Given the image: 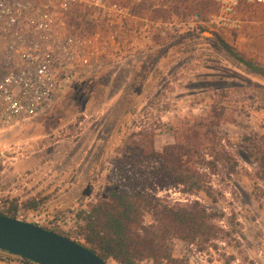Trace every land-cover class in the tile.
I'll return each instance as SVG.
<instances>
[{"label":"rangeland","instance_id":"rangeland-1","mask_svg":"<svg viewBox=\"0 0 264 264\" xmlns=\"http://www.w3.org/2000/svg\"><path fill=\"white\" fill-rule=\"evenodd\" d=\"M215 8L211 0H146L135 11L149 18L150 32L128 33L118 61L60 91L44 114L0 131V213L16 204L18 219L83 242L92 206L107 198L110 161L122 140L147 128L161 150L175 142L179 123L211 119L214 104L217 130L235 143L240 166L255 171L250 143L264 147V4L241 7L243 29L230 34L210 29ZM157 20L168 23L165 36ZM145 24L140 18L136 27ZM212 183L223 191L217 202L175 188L158 193L172 201L199 199L224 215L218 222L230 231L207 251L174 239L175 257L187 264H264V200L253 195L249 176L223 171ZM29 200L38 206L27 208ZM6 257L7 264H27L0 250V264Z\"/></svg>","mask_w":264,"mask_h":264},{"label":"trees","instance_id":"trees-1","mask_svg":"<svg viewBox=\"0 0 264 264\" xmlns=\"http://www.w3.org/2000/svg\"><path fill=\"white\" fill-rule=\"evenodd\" d=\"M225 46L240 60L248 61L243 54ZM217 112L214 104L211 119L179 123L174 129L175 142L161 150L155 146V131L141 128L129 133L110 161L111 185L107 198L92 206L95 217L84 228V241H75L105 261L122 264L142 260L187 264L184 258L175 257L174 239L183 240L199 251L216 248L217 242L226 241L230 231L218 222L224 215L208 209L199 199L172 201L167 194L158 195L160 191L175 188L185 195H205L211 202H217V193L222 195L223 191L214 187L212 176L225 171L232 177L245 172L252 181L253 195L264 200L260 182L264 178V147L251 142L250 157L259 166L253 172L241 167L233 151L235 143L217 130L221 118ZM38 204L34 200L24 203L27 208ZM17 212V205L12 204L5 214L18 218Z\"/></svg>","mask_w":264,"mask_h":264},{"label":"built area","instance_id":"built-area-1","mask_svg":"<svg viewBox=\"0 0 264 264\" xmlns=\"http://www.w3.org/2000/svg\"><path fill=\"white\" fill-rule=\"evenodd\" d=\"M144 2L0 0V131L44 114L60 91L118 61L128 33L150 32L149 18L135 11ZM213 2L218 9L210 15V29L225 34L243 29L244 4H264V0ZM140 18L146 24L138 28ZM153 24L166 35L167 22ZM169 25L179 27L177 22Z\"/></svg>","mask_w":264,"mask_h":264},{"label":"water","instance_id":"water-1","mask_svg":"<svg viewBox=\"0 0 264 264\" xmlns=\"http://www.w3.org/2000/svg\"><path fill=\"white\" fill-rule=\"evenodd\" d=\"M0 250L36 264H109L78 241L1 213Z\"/></svg>","mask_w":264,"mask_h":264},{"label":"crops","instance_id":"crops-1","mask_svg":"<svg viewBox=\"0 0 264 264\" xmlns=\"http://www.w3.org/2000/svg\"><path fill=\"white\" fill-rule=\"evenodd\" d=\"M2 260H3V259H2ZM12 260H13V259H12ZM8 261L10 262V261H11V258H8L6 262H2V263H3V264H7ZM14 263L17 264V262H12V263H10V264H14Z\"/></svg>","mask_w":264,"mask_h":264}]
</instances>
